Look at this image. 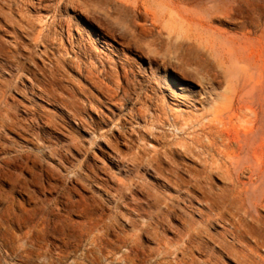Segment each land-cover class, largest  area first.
<instances>
[{"label":"rangeland","instance_id":"obj_1","mask_svg":"<svg viewBox=\"0 0 264 264\" xmlns=\"http://www.w3.org/2000/svg\"><path fill=\"white\" fill-rule=\"evenodd\" d=\"M0 264H264V0H0Z\"/></svg>","mask_w":264,"mask_h":264},{"label":"bare ground","instance_id":"obj_2","mask_svg":"<svg viewBox=\"0 0 264 264\" xmlns=\"http://www.w3.org/2000/svg\"><path fill=\"white\" fill-rule=\"evenodd\" d=\"M144 24V23H143ZM141 25V24H140ZM145 25V24H144ZM141 28H142V26H141ZM146 28H148V27H146ZM150 28V27H149ZM147 31V30H146ZM149 32V31H148ZM146 34V33H145ZM150 34V33H149ZM260 40V39H259ZM257 42H258V40H257ZM213 43V42H212ZM259 45L261 44V43H258ZM174 72V71H173ZM95 81V80H94ZM114 95V94H113ZM112 95V96H113ZM116 95V94H115ZM109 96V95H108ZM112 96H111V98H112ZM109 98V97H108ZM142 110V109H141ZM210 118V117H209ZM214 118V117H213ZM245 121V120H244ZM240 124V123H239ZM254 128H253V126H251V127H247L246 129H244V131H245V133L247 134L248 132H252V130H253ZM239 131H237V133H238ZM225 138V137H224ZM202 141V140H201ZM207 142V141H206ZM235 153V152H234ZM261 153L262 152H260V155H261ZM263 154V153H262ZM240 163V161L238 162H236V164H239ZM242 173V172H241ZM255 176V175H254ZM240 186V185H239ZM241 189V188H240Z\"/></svg>","mask_w":264,"mask_h":264}]
</instances>
